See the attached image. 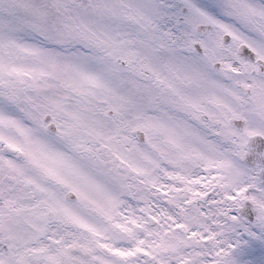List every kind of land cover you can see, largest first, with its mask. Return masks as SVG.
I'll return each mask as SVG.
<instances>
[{
  "label": "snow or ice",
  "instance_id": "snow-or-ice-1",
  "mask_svg": "<svg viewBox=\"0 0 264 264\" xmlns=\"http://www.w3.org/2000/svg\"><path fill=\"white\" fill-rule=\"evenodd\" d=\"M0 264H264V0H0Z\"/></svg>",
  "mask_w": 264,
  "mask_h": 264
}]
</instances>
